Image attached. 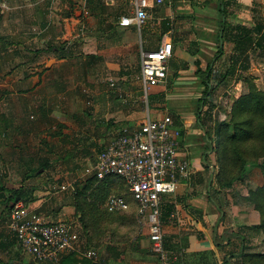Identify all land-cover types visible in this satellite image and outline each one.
Returning a JSON list of instances; mask_svg holds the SVG:
<instances>
[{"label":"rangeland","instance_id":"374dc122","mask_svg":"<svg viewBox=\"0 0 264 264\" xmlns=\"http://www.w3.org/2000/svg\"><path fill=\"white\" fill-rule=\"evenodd\" d=\"M130 1L0 0V240L13 239L7 229L10 210L13 203L24 202L48 221L80 226L85 245L102 264H156L136 211L108 212L104 199L111 188L90 181L86 170L121 126H136L141 116L169 115L191 133L202 123L211 133L216 120L230 118L232 103L247 92V80L264 91V50L246 48V68L239 66L233 74L227 71L236 47L229 37L216 56L223 20L248 28L259 22L264 32V0H224L225 16L220 0H167L160 6L148 0L149 20L141 29L111 25L118 15L132 13ZM165 22L168 34L163 33ZM165 35L173 52L167 81L145 93L139 52L159 45ZM209 47L213 55L201 57ZM209 63L207 88L203 76ZM204 129L199 134L203 142ZM66 183L73 189L61 191ZM262 183L260 170L249 166L226 191L224 204L253 209L246 198ZM16 190L21 197L14 202ZM252 232V243L243 241L244 252L264 253V235ZM227 235L230 244L223 254L241 241L239 235ZM169 250L172 264H189L177 244ZM7 262L34 264L15 241L0 247V264Z\"/></svg>","mask_w":264,"mask_h":264},{"label":"built area","instance_id":"2783aa9c","mask_svg":"<svg viewBox=\"0 0 264 264\" xmlns=\"http://www.w3.org/2000/svg\"><path fill=\"white\" fill-rule=\"evenodd\" d=\"M165 1L154 0V3L159 6ZM131 4L132 14L122 16L119 25L141 29L149 20V1L132 0ZM172 56L167 37L154 49L140 50V76L145 93L166 83ZM180 134L171 116L152 118L147 114L136 126L119 128L86 170L90 177L98 180L112 175L124 180L136 201L135 217L147 231L156 264H172L164 244L161 203L165 196L175 193L180 178L191 174L188 161L179 157ZM70 188L73 189V184L66 183L60 190ZM105 207L115 211L126 210L128 205L124 198L110 196ZM79 227L66 220L48 221L37 209L22 202L13 204L7 222V229L21 251L35 264H55L69 253L97 261V252L85 245Z\"/></svg>","mask_w":264,"mask_h":264},{"label":"trees","instance_id":"16d2710c","mask_svg":"<svg viewBox=\"0 0 264 264\" xmlns=\"http://www.w3.org/2000/svg\"><path fill=\"white\" fill-rule=\"evenodd\" d=\"M220 11L223 16L226 12V2L220 0ZM119 16V15H118ZM118 16L115 18L111 25L118 22ZM163 33L169 30L168 25H163ZM262 30V23H257L254 28H248L241 24L229 25L225 20L221 22V35L218 37L219 43L224 42L225 37H229L230 41L236 47V52L231 56V67L227 73L233 74L236 66H244V60H247L245 54L246 48H254L264 50V32ZM255 32V33H254ZM253 34L255 36H253ZM154 49V48H153ZM223 52V46H218L216 56H220ZM207 70L204 72V79L207 88H210L208 81L211 76L212 64L207 65ZM199 70V68H197ZM200 71H198L199 73ZM247 92L240 95L233 103L230 111V118L228 120H216L212 127V132L204 129V125L199 123L201 129H204V136L206 137V152L211 151L215 157V181L219 189H231L233 185L244 178L249 166L256 167L262 174L263 183L256 186L254 190H250L246 200L253 205V209L260 214V222L251 226L255 231H261L264 235V91L257 89L252 81L247 80ZM203 101V100H202ZM198 116L200 114L198 113ZM175 126L180 131V140L183 136L184 129L181 127L182 123L178 119H174ZM199 122V121H198ZM206 157V154H204ZM42 164L41 167H44ZM39 169V168H38ZM38 170H36L37 173ZM90 181H95L111 188V193L104 199V204L110 196H120L126 201L128 208L126 210H115L108 212H135L136 204L131 198L130 193L127 192V185L118 176H107L104 179L98 180L91 177ZM1 191V188H0ZM16 202L20 197V191L16 190ZM80 192L76 191L75 195ZM0 197L3 195L0 193ZM164 200V199H163ZM163 202V201H162ZM24 203V202H23ZM14 204V203H13ZM12 204V206H13ZM24 205H28L24 203ZM77 205V204H76ZM166 210H172L169 204H165ZM40 213L39 211H37ZM167 213H164L166 215ZM164 216L161 215V223L164 222ZM231 230H225V235H216L214 246L217 250L222 251L224 247L230 244L229 234ZM232 236H238L239 232ZM222 235V236H221ZM81 236V235H80ZM82 238V237H81ZM220 239V242L218 241ZM17 242L16 238L8 237L0 240V247L7 248L12 245V242ZM244 239H241L240 245L236 250L226 252L221 258V264H264V253H247L244 252L242 245ZM226 242V243H224ZM264 242V238H263ZM18 244V242H17ZM165 248L169 249L165 242ZM19 246V245H18ZM90 247V246H88ZM236 262L231 263V259ZM34 263V262H33ZM10 264V262H7ZM35 264V263H34ZM47 264V263H40ZM49 264V263H48ZM54 264V263H50ZM55 264H102L99 260L92 261L87 258H78L75 254L69 253L63 255L58 263Z\"/></svg>","mask_w":264,"mask_h":264},{"label":"crops","instance_id":"0c3cea01","mask_svg":"<svg viewBox=\"0 0 264 264\" xmlns=\"http://www.w3.org/2000/svg\"><path fill=\"white\" fill-rule=\"evenodd\" d=\"M151 1L156 5L154 0ZM114 3L115 0H109L107 5H114ZM127 15L130 14L119 15L116 24L119 25L120 18ZM165 24L169 25V22H165ZM118 27L120 29H127L133 26L123 27L119 25ZM164 34L168 33L165 32ZM157 46L147 45V48L141 47V49H153ZM213 53L214 50L210 49V47L208 50L200 51L203 58H206L208 55L211 56ZM237 67L239 65L236 66V69ZM182 79V74H179L177 80ZM145 116H141V121ZM122 127L124 125L120 128ZM200 129L197 132L191 133L190 131L187 132L184 126V133L180 140L179 157L188 161L191 174L187 178H180L175 193L165 196L161 203V215L166 218L162 222L164 243L166 242L168 247L177 244L180 247L181 253H186L189 264H221L225 248L220 252L216 249L214 246L216 235H223L225 230H231L233 234L239 232L238 235L241 238V232L244 231V235L246 234L244 244L252 243L256 232H252V229L249 228L242 231H237V229L246 224H256L257 214L251 207L241 208L239 203L233 201L224 204V195L230 189H219L217 187L215 181L216 168L214 167L212 152L204 150L205 142L200 138L202 136H199L201 134ZM204 154H206V157ZM131 198L136 204L132 195ZM165 204L171 206L172 210L170 212L166 210L167 206ZM164 213L167 214L164 215ZM231 232L229 234H232ZM233 238H236V236H233ZM167 250L170 255V250ZM233 262H235L234 258L231 259V263Z\"/></svg>","mask_w":264,"mask_h":264},{"label":"water","instance_id":"95a60500","mask_svg":"<svg viewBox=\"0 0 264 264\" xmlns=\"http://www.w3.org/2000/svg\"><path fill=\"white\" fill-rule=\"evenodd\" d=\"M220 35H221V33H220ZM220 44H222V43H220Z\"/></svg>","mask_w":264,"mask_h":264}]
</instances>
